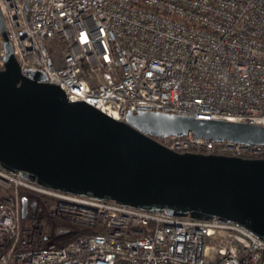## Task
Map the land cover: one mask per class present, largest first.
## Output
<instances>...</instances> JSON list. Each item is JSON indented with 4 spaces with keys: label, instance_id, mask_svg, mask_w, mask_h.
<instances>
[{
    "label": "built area",
    "instance_id": "1",
    "mask_svg": "<svg viewBox=\"0 0 264 264\" xmlns=\"http://www.w3.org/2000/svg\"><path fill=\"white\" fill-rule=\"evenodd\" d=\"M0 16L21 76L115 121L148 111L264 125V0H0ZM153 139L264 160L260 144ZM0 264H264V241L230 220L63 192L0 165Z\"/></svg>",
    "mask_w": 264,
    "mask_h": 264
},
{
    "label": "water",
    "instance_id": "2",
    "mask_svg": "<svg viewBox=\"0 0 264 264\" xmlns=\"http://www.w3.org/2000/svg\"><path fill=\"white\" fill-rule=\"evenodd\" d=\"M0 165L63 192L150 212L230 220L264 241V160L179 153L153 137L264 145V125L128 112L115 121L20 75L0 16ZM33 206V204H32Z\"/></svg>",
    "mask_w": 264,
    "mask_h": 264
},
{
    "label": "rangeland",
    "instance_id": "3",
    "mask_svg": "<svg viewBox=\"0 0 264 264\" xmlns=\"http://www.w3.org/2000/svg\"><path fill=\"white\" fill-rule=\"evenodd\" d=\"M23 221H25V222H26V221H27V219H25V220H23Z\"/></svg>",
    "mask_w": 264,
    "mask_h": 264
}]
</instances>
